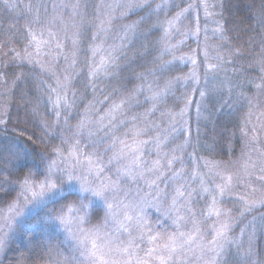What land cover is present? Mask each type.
<instances>
[{"label":"snow or ice","instance_id":"obj_1","mask_svg":"<svg viewBox=\"0 0 264 264\" xmlns=\"http://www.w3.org/2000/svg\"><path fill=\"white\" fill-rule=\"evenodd\" d=\"M3 7L25 24L22 48L15 38L0 43L11 56L0 68L31 66L52 82L41 80L40 96L25 101V120L0 104V255L17 251L16 264H264L254 247L257 229L264 233V0L246 5L262 26L259 40L245 42L260 50L251 57L260 73L248 81L251 95L229 76L244 53L220 20L208 27L223 3L3 0ZM130 15L139 19L116 27ZM7 75L0 70V96L24 77ZM218 101L229 115L242 112L237 161L200 154L215 153L201 122H211L208 106ZM29 117L32 129L19 127Z\"/></svg>","mask_w":264,"mask_h":264},{"label":"trees","instance_id":"obj_2","mask_svg":"<svg viewBox=\"0 0 264 264\" xmlns=\"http://www.w3.org/2000/svg\"><path fill=\"white\" fill-rule=\"evenodd\" d=\"M99 2V0H97ZM111 2V0H109ZM159 2V0H157ZM253 0H219L218 4L223 3L226 7L223 9V16L219 17L221 23L225 25L227 30V36L231 38V44L234 47H238L244 53V58H239L234 65H229V76L233 80L234 83L244 84L246 87L244 91L251 95L254 91H249L247 84L248 81L260 75L258 68L251 67L254 63L251 57L259 56L260 50L259 45L257 44L254 48H249L246 46L245 42L248 41L251 37H256L259 40L260 33L262 31V26L259 24L258 19L255 15L249 12L246 8V5L251 4ZM257 5L259 4V0H256ZM21 5H26L29 3L28 0H20ZM183 6V5H182ZM221 9L218 8V12ZM143 14V13H141ZM252 15L253 18L250 20L248 16ZM163 18V17H161ZM139 19V15H130L127 19L118 20L116 22V27L119 28L121 24L132 23L133 21ZM155 17L153 18V21ZM189 23L188 20L185 21ZM25 24V19L22 18L21 15L17 13H11L3 7V0H0V43L13 39L15 47L22 48L23 41L20 40L21 32L20 29L23 28ZM161 33L157 32L156 36L153 39H157ZM237 36L240 37L239 40L235 39ZM190 46V44H189ZM3 51H7L5 48ZM154 55L156 53H153ZM82 58V57H81ZM168 59V57H165ZM11 60V56L4 57L2 52H0V65L7 63ZM31 66H26L24 68H19L13 65L12 68L3 69L2 71H6L8 73L6 79L8 81H12L16 75L20 73H24V77L17 82L16 85H10V95L8 96H0V104H8L9 113L12 116L13 120H25L24 109L29 107L26 104V100H35L38 96H40L42 89V85L40 84L41 80H46L49 83L52 81L49 80L48 75L42 73L39 69L35 72L30 71ZM61 67L64 65L61 63ZM135 67V66H134ZM236 69V75H233L232 69ZM136 72L143 71L142 68L135 67ZM187 71V69H185ZM125 76L131 77V72L127 71L124 73ZM258 82V81H257ZM139 81L133 80L131 84L127 86L129 88L134 87L138 84ZM75 88L78 92H83V84L79 81L75 83ZM5 91L3 86H0V92ZM239 91V89L237 90ZM92 99L91 93H89L85 99L84 104L88 103ZM143 100V97H141ZM225 99V96L223 97ZM233 105L235 106L238 103L237 96L234 93L232 96ZM148 105H144L138 109H133V111L143 112ZM210 109L214 113L210 120L211 122L202 121L201 122V131H202V140L207 142L208 144H213L215 147V153L210 154L201 150L200 154L208 157L209 159L215 160H229L237 161L241 155V150L244 148V140L239 132V125L241 122L242 112L237 111L232 115H229V108L224 106L222 107V101H218L215 106L209 105ZM80 110H83V104L80 105ZM246 111V109H245ZM40 113L43 115L45 113V109L43 106L40 108ZM195 116V108L193 107V117ZM76 121L73 120L74 124ZM19 127H28L30 130L33 127V120L31 117L27 118L26 123H21ZM195 120L193 119V132H195ZM181 140L176 141V143H181ZM191 151V149H189ZM242 164V161H241ZM240 165H237V169ZM203 203V202H201ZM227 207H232L231 204H228ZM151 213L152 219L156 218V214L154 210L149 209ZM258 214V215H257ZM260 213H255V215L259 216ZM248 220L252 219V216H248ZM247 223V221H245ZM260 221L257 220V224ZM236 234H239V228H236ZM13 249L17 247L16 244L12 245ZM254 247L257 252L261 254L260 258H264V233H261L259 229H257L256 237L254 239ZM18 256V252L13 250L7 253V256L0 255V264H16V258Z\"/></svg>","mask_w":264,"mask_h":264},{"label":"rangeland","instance_id":"obj_3","mask_svg":"<svg viewBox=\"0 0 264 264\" xmlns=\"http://www.w3.org/2000/svg\"><path fill=\"white\" fill-rule=\"evenodd\" d=\"M28 1H29V0H28ZM193 2H196V0H193ZM204 2L208 3L209 5H213V4H218L219 0H204ZM210 11H215V12L218 13V8H216V9H210ZM213 19H217V20H219V17H218V16H214V17H210V18H209V24H208V27H209L210 30L216 27L215 24L211 23V20H213ZM185 23H186V22H185ZM200 23H201V25L204 24V16H203V9H202V8H201V10H200ZM186 24H187V23H186ZM210 34H211V32H210ZM177 39H179V37H177ZM211 42H212V43H217L218 41L213 40V41H211ZM186 43H187V45L190 44V47H191V48H195V47H196L195 42H194L193 40H191V39H189ZM183 50L186 52V51H188V48L185 47ZM197 98H198V97H197ZM225 99L228 100L227 95H225ZM222 103H223V101H222ZM193 107L195 108V106H193ZM238 169H240V167H239ZM197 186H198V185H197ZM238 191H239V190H238ZM226 206H227V205H226ZM257 215H258V214H257Z\"/></svg>","mask_w":264,"mask_h":264}]
</instances>
